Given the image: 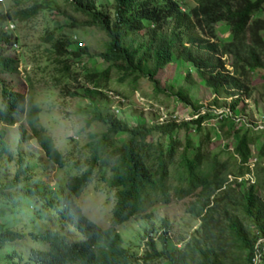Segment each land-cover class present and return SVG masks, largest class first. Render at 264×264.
Returning a JSON list of instances; mask_svg holds the SVG:
<instances>
[{"label": "trees", "instance_id": "1", "mask_svg": "<svg viewBox=\"0 0 264 264\" xmlns=\"http://www.w3.org/2000/svg\"><path fill=\"white\" fill-rule=\"evenodd\" d=\"M188 2L194 7L188 8ZM65 3L82 19L76 24L69 17V26L101 32L103 50L94 56L88 55L86 48L70 53L52 33L42 41L50 43L57 61L65 55L92 61L96 57L105 65L84 76L92 86L91 97L114 73L118 85L127 84L132 91L143 80L155 94L175 97L191 108L193 119L178 125L146 128L139 124L129 129L88 99L87 124H100L104 131L91 136L88 156L81 164L75 162L79 173L69 175L60 189H50L34 181L20 159L13 179L0 187V264H252L255 253L258 264H264V241L256 245L264 240V231L259 229L257 236H251L245 224L264 213V201L258 195L264 192L263 132L249 130L244 124L236 126L230 116L220 115V135L211 136L213 131L202 125L216 117L202 115L203 107L191 102L185 92L169 93L157 85L158 73L174 61L188 64L212 96L231 99L229 111L236 113L241 95L246 99L251 95V76L260 72L264 81V20L258 18L264 0H111L110 13L99 9L95 0ZM41 9L32 5L13 15H0V124L11 127L17 118L25 117L30 134L20 127V141L33 139L50 163L63 168V155L53 140L37 129V104L22 90L13 91V85L4 79L18 73L19 60L7 55L9 49H17V39L3 25L31 20ZM217 24L228 28V40L205 42L191 32L198 29L216 39ZM222 57L230 59L231 71L224 69ZM68 72L69 67L64 66L62 75ZM190 130L194 135L185 136L182 145L177 134ZM154 135L158 138L155 142ZM5 136L1 129L0 158L9 151ZM221 137L228 142L220 152L225 155L223 160L208 152ZM258 141L260 146H256ZM250 173L255 179L253 186L240 191L239 184H231ZM95 181L104 184L113 199L105 230L90 222L76 203ZM174 199H189L186 212L199 221L189 241L180 249L172 247L169 225L163 221L157 236L152 230L143 235L142 255H130L116 228L132 218L150 220L157 207L168 206ZM69 232L77 237L69 239ZM25 243L29 246L25 252L16 249V244Z\"/></svg>", "mask_w": 264, "mask_h": 264}, {"label": "rangeland", "instance_id": "2", "mask_svg": "<svg viewBox=\"0 0 264 264\" xmlns=\"http://www.w3.org/2000/svg\"><path fill=\"white\" fill-rule=\"evenodd\" d=\"M95 2L99 9L110 13L111 0H95ZM32 5L43 7L36 17L25 22L12 20L3 25V28L8 26L6 28L8 32H12V36L17 39V49L15 51L9 49L7 55L19 60L18 73L6 76L4 79L8 85H13V91L22 90L29 95L32 102L37 104L40 110L37 129L43 130L53 140L56 149L64 157V167L59 168L50 163L33 139L20 141V127L25 129L28 135L30 133L25 117H19L11 127L0 124V130L5 132L9 147L7 155L0 158V187L13 179L20 159L24 167L29 169L34 181H41L50 189H60L69 175L79 173L74 166L75 162L81 164L88 156L87 146L93 142L91 136L104 131L100 124H87L90 119L88 99L99 103L98 106L102 111L107 110L114 114L129 129L139 124L146 128L166 124L178 125L193 119L191 108L183 105L175 97L169 94H155L151 84L143 80L139 82L136 90L132 91L127 84L118 85L114 73L109 83L96 90L99 93L91 97L89 90L92 86L84 76L86 73L104 69L105 65L96 57L92 61L87 57L74 58L65 55L63 59L58 57L57 61V57L52 54L50 43H44L42 39L47 33H52L55 40L63 46L64 51L76 53L79 48H86L87 54L94 56L103 50L104 36L94 28L80 29L77 26L71 28L69 17L75 19L76 24L82 19L70 11L65 0H0V15L5 13L13 15ZM192 7L194 4L188 2V8ZM258 18L264 20V9ZM10 26L13 28L11 29ZM172 26L171 24L170 28ZM214 31L216 39H209L206 32L198 29L191 32L200 35L205 42L229 39V31L224 24H217ZM262 36L264 38V32ZM220 61L225 64L226 71H231L228 57H222ZM64 66L69 67V72L65 76L62 75ZM262 76L260 72L251 76V95L248 99L241 95L236 113L229 111L231 99L212 96L188 64L174 61L158 73L157 85L160 90L165 88L169 93L179 90L185 92L191 102L203 107L202 115L208 113L216 117L202 125L203 128L213 131L211 136H214V133L220 135L221 126L218 122L220 115L230 116L236 126L244 124L254 132L262 131V136L264 134ZM193 135L192 130L185 133L180 131L177 140L183 145L185 136L190 138ZM156 139H158L156 135L152 136L153 142ZM225 143L228 142L221 137L210 145L208 152L219 154V158L223 160L225 155L220 152ZM260 144L261 141H258L256 146ZM251 167L252 165L249 166L250 169ZM228 179L229 182L233 181L231 176ZM254 183L255 179L250 173L231 184L235 187L239 184L238 189L242 191L253 186ZM258 195L264 201L263 190L259 191ZM76 203L90 222L101 229L109 227L113 199L111 195L106 194L104 184L93 182ZM189 203V199L184 201L174 199L168 206L157 207L150 220L142 217L132 218L118 226L116 231L122 239V246L130 255L139 257L145 249L143 235L152 230L157 236L163 228V221H166L169 225L172 247L180 249L199 226V221L186 212ZM245 224L251 236H257L259 229L264 231V213L259 219L247 220ZM67 237L74 240L77 233L69 232ZM260 241L262 240H258L256 245H259ZM28 247V243L16 244V249H21L23 252Z\"/></svg>", "mask_w": 264, "mask_h": 264}, {"label": "built area", "instance_id": "3", "mask_svg": "<svg viewBox=\"0 0 264 264\" xmlns=\"http://www.w3.org/2000/svg\"><path fill=\"white\" fill-rule=\"evenodd\" d=\"M10 28L12 29L13 28V26H10ZM15 48H17L16 46H14ZM262 241H264V240H262ZM252 264H258V262H259V258H258V255L255 253V255H254V257L252 258Z\"/></svg>", "mask_w": 264, "mask_h": 264}, {"label": "clouds", "instance_id": "4", "mask_svg": "<svg viewBox=\"0 0 264 264\" xmlns=\"http://www.w3.org/2000/svg\"><path fill=\"white\" fill-rule=\"evenodd\" d=\"M107 229V228H106ZM103 230H105V229H103Z\"/></svg>", "mask_w": 264, "mask_h": 264}]
</instances>
